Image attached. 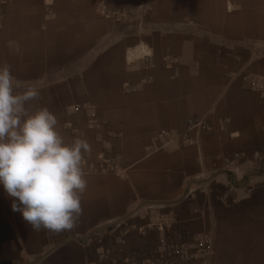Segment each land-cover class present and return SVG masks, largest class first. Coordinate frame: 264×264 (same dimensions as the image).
<instances>
[{"label":"crops","instance_id":"crops-1","mask_svg":"<svg viewBox=\"0 0 264 264\" xmlns=\"http://www.w3.org/2000/svg\"><path fill=\"white\" fill-rule=\"evenodd\" d=\"M0 2V65L39 93L25 108L90 145L71 231H33L0 188V264H108L169 230L213 236L210 264H264V0ZM140 44L151 68L128 56ZM102 158L119 174L94 172Z\"/></svg>","mask_w":264,"mask_h":264},{"label":"clouds","instance_id":"clouds-1","mask_svg":"<svg viewBox=\"0 0 264 264\" xmlns=\"http://www.w3.org/2000/svg\"><path fill=\"white\" fill-rule=\"evenodd\" d=\"M38 94L33 87L17 93L9 66L0 65V188L33 231L68 232L82 211V161L90 145L65 142L47 108L28 111L26 102Z\"/></svg>","mask_w":264,"mask_h":264},{"label":"built area","instance_id":"built-area-1","mask_svg":"<svg viewBox=\"0 0 264 264\" xmlns=\"http://www.w3.org/2000/svg\"><path fill=\"white\" fill-rule=\"evenodd\" d=\"M3 3L0 2V27L4 21ZM106 16L114 21H126L131 19L130 13L123 10H107ZM131 60L141 61L147 68L152 67L151 51L144 44H140L128 54ZM130 90V89H129ZM202 128L207 127L206 123H202ZM187 136L178 133H161L159 135L160 142L163 146L168 145L171 141ZM117 158V157H116ZM116 158H102L97 166L93 169L97 173H114L119 174ZM205 189H201L203 191ZM207 191V190H206ZM176 219H173L175 223ZM172 223V224H173ZM155 226H146L142 230L143 234L154 230ZM121 234L128 235L139 229L135 225H120ZM122 238V237H121ZM119 238V239H121ZM122 245L119 241L116 246ZM113 250L103 251L101 253V262L108 264H210L214 255V238L211 235H202L189 237L180 234L176 240L172 231H166L160 236L158 247L155 250L140 252L137 250L128 253H120L118 247Z\"/></svg>","mask_w":264,"mask_h":264},{"label":"water","instance_id":"water-1","mask_svg":"<svg viewBox=\"0 0 264 264\" xmlns=\"http://www.w3.org/2000/svg\"><path fill=\"white\" fill-rule=\"evenodd\" d=\"M109 228H105V229H103V231H106V230H108Z\"/></svg>","mask_w":264,"mask_h":264}]
</instances>
